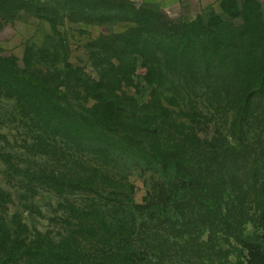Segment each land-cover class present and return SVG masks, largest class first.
<instances>
[{
  "label": "trees",
  "instance_id": "1",
  "mask_svg": "<svg viewBox=\"0 0 264 264\" xmlns=\"http://www.w3.org/2000/svg\"><path fill=\"white\" fill-rule=\"evenodd\" d=\"M20 1L37 15L45 10L101 32L85 47L95 74L67 63L63 70L49 66L53 74L37 75L0 50V96L13 101L14 114L37 129V157L48 161L21 171L20 179L54 195L63 226L55 237L17 221V216L8 217L11 197L6 195L0 201V264H74L89 241L116 245L100 262L93 259L98 264H137L141 248L127 253L118 248L136 232L119 192L137 172L165 180L182 218L194 208L204 210V201L221 208L224 189L230 186L232 198L218 219L238 246L235 264H264V1L220 0L221 14L210 21L199 18L176 26L150 19L139 5L121 0ZM124 11L146 19H119ZM223 15L243 22L229 25ZM127 21L131 27L117 28ZM139 58L152 88L144 104L129 93ZM200 63L206 65L203 70ZM203 105L223 110L230 122L233 135L225 154L212 156L199 146L200 131L191 111ZM187 108L189 112L176 113ZM236 172L245 176L248 191ZM26 188L21 184L23 192ZM76 196H106L109 203L82 205L72 198ZM248 196L254 198L253 212L246 205ZM158 217L141 229L146 241L150 239L145 248L164 252L168 235L159 228L165 232L176 226ZM129 225L133 231H127Z\"/></svg>",
  "mask_w": 264,
  "mask_h": 264
},
{
  "label": "rangeland",
  "instance_id": "2",
  "mask_svg": "<svg viewBox=\"0 0 264 264\" xmlns=\"http://www.w3.org/2000/svg\"><path fill=\"white\" fill-rule=\"evenodd\" d=\"M179 2L180 5L168 6L165 10L158 8L159 11L140 6L136 8L145 9L150 19H162L159 22H168L171 26L190 24L197 22L199 18L206 23L221 14L220 0L212 11L207 9L203 0H179ZM31 9L20 0H0V50L2 56L19 58L22 68L28 67L30 72L37 75L48 72L53 74L54 70L49 71V66L63 70L67 63L81 65L95 74L91 66L90 55L87 54L85 47L89 43L96 42L101 32L99 28L72 23L69 20H63L61 16L53 15L50 12L48 14L45 10L41 11L43 14L40 12V15H37L35 10ZM120 16L119 19H129L132 22L137 18L146 19L136 17L127 11L121 13ZM221 18L229 25H240L243 22L239 18L231 19L229 15H223ZM129 27H131L129 21L119 23L117 26L118 29ZM255 41L257 40L255 39ZM193 59L201 60L200 57ZM242 63L244 64L245 61L243 60ZM239 64V61H236L235 65ZM141 65L142 59L139 58L136 77L129 93L133 94L140 104H144L150 100L152 88L145 82L146 70ZM205 67L206 65L200 63V70ZM242 71H246V68L241 69ZM16 108L13 101L0 96V201H6V195H9L11 204L8 207V217L17 216V221L21 220L30 228L36 227L42 232L49 230L55 237H59L63 229L62 220L58 219L62 217L59 202L53 198L54 195H50L46 191H39V185L34 181L22 183L20 179L21 171L34 169L48 161L38 159L35 149L37 129L33 124L20 120L14 114ZM187 109L177 110L176 113L181 115L189 112ZM191 112L196 116L194 125L198 129L197 131H200L201 143L199 146L203 151L212 156L225 154L227 151L226 141L231 139L233 129L224 111L211 110L209 105H203ZM186 125L189 128L193 127L189 122H186ZM234 175L242 178L245 191H248L249 183L245 180V176L237 172ZM129 181V183H123L125 188L121 189L119 195L125 197L122 205L123 210L130 212L136 223V228L129 225L127 231H133L135 228L136 232L124 244H118L121 245L118 248L123 253L131 251L132 248H141L135 255L137 264L236 263L235 253L238 246L233 238L227 236L221 226L220 219H218L224 217L227 211L226 203L229 204L232 198L230 186L224 189L225 196L220 202L221 208L217 203L204 201L206 203L202 207L204 210L194 208L190 214L187 213L188 216L182 218L173 208L172 200H170L173 195L169 193L172 188L165 183V180H159L158 177L151 174L137 172L132 175ZM21 184L27 187V191L23 192L20 189ZM35 194L37 195L35 196ZM72 198L78 199L80 204L87 206L103 207L109 203L106 196L96 199L86 196ZM253 199L252 196L246 198L247 208L252 212L255 207ZM158 216L170 219L176 226L175 230H172L171 227L172 229L167 228L165 232H162L163 228H159L162 235H168L166 236L168 243L164 252L145 248L150 239L148 238L146 241L144 228L141 229L143 224L148 227L153 225L152 223H155L153 219L159 218ZM157 226H160V223L157 222ZM252 231V226L248 225L247 234H251ZM83 249L81 261L74 264H98L104 255L117 250L116 245L114 248V244L111 247H103L91 241L86 243ZM93 259H98V262Z\"/></svg>",
  "mask_w": 264,
  "mask_h": 264
},
{
  "label": "crops",
  "instance_id": "3",
  "mask_svg": "<svg viewBox=\"0 0 264 264\" xmlns=\"http://www.w3.org/2000/svg\"><path fill=\"white\" fill-rule=\"evenodd\" d=\"M135 3L136 5H146V6H154L156 8H162L163 10L167 9L168 6H177L180 5L179 0H121ZM206 4V7L215 6L219 0H203Z\"/></svg>",
  "mask_w": 264,
  "mask_h": 264
}]
</instances>
